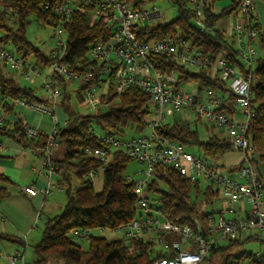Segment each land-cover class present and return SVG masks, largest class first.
I'll list each match as a JSON object with an SVG mask.
<instances>
[{
  "label": "built area",
  "instance_id": "2783aa9c",
  "mask_svg": "<svg viewBox=\"0 0 264 264\" xmlns=\"http://www.w3.org/2000/svg\"><path fill=\"white\" fill-rule=\"evenodd\" d=\"M193 12V23L200 33L209 31L205 21V9L214 11L211 0H185ZM236 2L231 14L234 21L226 31L232 40L236 57L242 65L229 62L221 54L211 56L193 46L184 36L177 34L164 39L141 41L134 28L137 25L161 21L163 10L153 2L135 8L123 0H53L46 2L45 10L56 17L53 28L55 45L50 49L52 62L44 67L28 57H22L14 46H0V66L8 67L22 79L34 82L41 80L45 102L28 101L21 96L0 92V125L7 123L8 107L24 108L49 115L50 128L44 130L30 123L23 124L27 139L44 138L41 167L46 176L56 174L55 152L58 150V129L61 123L54 106L62 96L61 80L77 81L81 87L82 103L92 111L99 109L100 95L110 85L114 92L121 93L130 86H137L149 97L150 111L145 117V133L129 138L114 133L97 132L88 124L89 131L100 141L101 146L85 147L83 154L95 158L99 164L84 174L91 181L102 176L112 154L122 152L140 164L136 170L138 178L133 182L135 206L138 214L122 228L128 240L156 238L158 248L167 255L154 259L152 264H199L219 245L228 239H244L247 236L264 234V180L260 177L255 162L256 152L248 139L253 115L251 93V70L260 52L254 44L258 38L254 4L255 0H228ZM88 7L97 19L102 18L112 28L108 40H95L87 49L91 62L84 70L73 71L62 62L66 53L64 24L71 20L74 10ZM39 24H43L38 21ZM50 26V25H49ZM163 55L178 65L190 69L209 68L213 76L226 84L227 92L207 90L199 94L197 88L187 90L176 87L177 77L173 70L162 72L155 67L154 56ZM225 107H231L228 111ZM175 115L190 121H200L221 130L229 139L232 149L239 151L243 161L225 167L217 160L187 150L183 145L159 136L156 128ZM145 129V130H146ZM3 144L0 142V150ZM156 164L173 167L192 183H205L221 190L224 206L207 214L194 231L185 224L169 221L157 207L154 196L147 187L154 176ZM49 188L23 185L20 190L30 196L41 192L47 195ZM231 214V216H227ZM115 228V229H117ZM104 228H98L102 231ZM91 230L76 229L71 235L75 240H88ZM177 235L181 241L168 242L161 237ZM0 252V257H2ZM264 249L253 253L261 260ZM8 264H25L24 257L16 250L7 256Z\"/></svg>",
  "mask_w": 264,
  "mask_h": 264
},
{
  "label": "trees",
  "instance_id": "16d2710c",
  "mask_svg": "<svg viewBox=\"0 0 264 264\" xmlns=\"http://www.w3.org/2000/svg\"><path fill=\"white\" fill-rule=\"evenodd\" d=\"M53 0H0V46H14L18 53L26 58L32 55L33 60L42 66H49L52 62L48 53L35 48L26 37V29L31 18L41 21L45 25H56L58 20L48 10L46 2ZM140 8L145 3L156 0H123ZM176 6V16L168 21H157L150 24L137 25L134 32L141 41L164 39L177 34L184 36L191 44L211 56L222 55L232 64L242 69L236 57L232 40L227 38L226 31L216 27L217 22L230 16L236 10V2L228 1L219 12L215 11V3L211 0L214 11L205 9V21L209 31L200 33L193 23V12L185 0H172ZM264 3V0H260ZM255 19L257 17L255 15ZM258 30L257 42L260 55L251 70V93L253 96L248 139L256 152L253 162L264 163V35L260 23L256 22ZM66 32V53L62 62L73 71L84 70L91 62L87 49L95 40H108L112 35V28L102 18H95L88 7L74 10L71 20L64 24ZM155 67L162 72L174 71L177 77L176 87L188 83L195 84L199 94L207 90L226 93V84L213 76L209 68L190 69L178 65L174 60L163 55L153 57ZM71 80H61L62 96L58 106L67 115V121L58 129V150L60 157L55 158L58 184L68 195L67 202L60 214L48 219L43 226L41 239L32 249L35 256L34 264H49L51 259H60L58 264H152L154 259L167 255L158 248L156 238L128 240L124 237L108 240L100 235H90L86 249H82L75 242L71 233L76 229H115L133 220L138 214L133 193L134 180L125 175L127 165L133 161L124 153L114 152L102 174V187L99 192L93 188L91 181L84 178V174L98 166L99 162L83 154L85 147L101 146L100 141L89 131L88 124L94 122L102 132L123 136L125 128L130 126L134 135L143 133L146 129L145 117L149 113V97L137 86H130L121 93L114 92L108 85L100 95V102L104 107L92 114L81 115L75 112L69 104L67 85ZM81 87L77 94L82 103ZM0 92L13 96H21L28 101L45 102L38 96L35 89L21 84L14 72H5L0 66ZM14 108L8 107L7 113ZM232 111L231 107H225ZM200 121H190L180 115L173 116L156 128L159 136L177 142L185 148H195L197 154L217 160L233 151L227 136L221 131L214 132L215 127L203 123L207 138L203 139L197 129ZM21 121L0 125V135H5L17 141L23 147H32L38 155L43 153L44 138L29 140L23 131ZM240 164V163H239ZM73 178L79 181V186L70 193L69 186ZM0 180H8L0 175ZM66 185V187H65ZM148 193L154 196L157 207L165 218L171 222L185 224L194 231L198 230L199 222L207 214L214 212L200 209L199 203L212 205L219 197V190L207 184L192 183L176 169L164 164H156L154 176L148 187ZM6 193L0 189V200ZM199 202V203H198ZM164 240L181 241L177 235L161 237ZM14 240L23 242L12 235L0 234V240ZM255 236L244 239L225 240L218 248L210 253L199 264H264V255L256 260L253 253L233 251L244 242L256 240Z\"/></svg>",
  "mask_w": 264,
  "mask_h": 264
},
{
  "label": "crops",
  "instance_id": "0c3cea01",
  "mask_svg": "<svg viewBox=\"0 0 264 264\" xmlns=\"http://www.w3.org/2000/svg\"><path fill=\"white\" fill-rule=\"evenodd\" d=\"M258 3L260 4V2H255L254 4V12L260 23L261 30L264 32V26L262 25L264 23V4L259 5ZM258 7L260 8L259 11ZM219 10H216V12H219ZM228 17H231V15ZM232 20L234 21V16H232ZM232 20L228 22V27L233 23ZM223 30L227 31L224 28ZM194 88H196L195 84L194 87L190 86L187 90ZM34 89L37 90L36 88ZM41 98L44 99V96ZM54 111L61 123L67 121V115L58 104L54 106ZM17 121L30 123L44 130L50 128L49 115L24 108L15 107L12 112L7 113V123L12 124ZM221 135L225 136L222 131ZM0 142L3 144V148L0 150V175L8 178V180H0V189L6 193V196L0 200V234L12 235L23 242V244H19L14 240H0V252L3 254L0 257V264H8L7 256L16 250L20 251L23 255L25 264L30 263V258L32 260L31 264H34L35 256L32 257V255H28L26 252V247L29 245L28 240L41 239L42 232L40 230L43 229L39 221L45 220V223L48 219L52 218L43 212L52 214V212H55L56 207L54 206V200H49L48 197H55L56 193L54 194L53 191L58 190L57 193H62L64 188L58 184L59 176L57 173L51 178L46 176L43 167H41L40 155L31 146L25 148L14 139L5 135H0ZM228 153L230 155L231 152ZM59 157L60 152L57 150L55 158ZM243 158L244 156L239 152L236 161L228 158V166L219 163L225 167H232L241 163ZM233 162H236V164H233ZM255 167L260 177L264 180V163L256 162ZM23 185H30L40 189L49 188L52 185L55 187L47 195L39 192L34 196H30L20 190V187ZM220 204L222 205L220 208H222L224 204L221 202ZM21 247L23 250H21Z\"/></svg>",
  "mask_w": 264,
  "mask_h": 264
},
{
  "label": "rangeland",
  "instance_id": "374dc122",
  "mask_svg": "<svg viewBox=\"0 0 264 264\" xmlns=\"http://www.w3.org/2000/svg\"><path fill=\"white\" fill-rule=\"evenodd\" d=\"M255 2H260V4H264L262 1L260 0H255ZM228 0H219L215 3L214 7H215V11L221 9L222 7H224L225 5H227ZM155 5H157L159 8H161L163 10V15L161 18V22H168L170 20H172L175 16H176V6L173 3L172 0H156L154 2ZM259 4V3H258ZM259 4V5H260ZM147 7L150 6V3H146L145 4ZM260 10V8L258 7V11ZM260 18H261V14H260ZM232 20V16L231 17H225L220 19L217 24L216 27L220 28V29H226L227 32L229 31V27H228V22ZM233 21V20H232ZM262 25L264 26V23H262ZM262 34L264 35V32L261 30ZM53 34V28L49 25H45V24H39V22L34 19L31 18L30 24L26 29V37L27 39L32 43V45L37 48L40 49L42 52L44 53H48L50 51V49L55 45L56 42V38L52 37ZM62 39H66V34L62 33L61 35ZM255 48L260 52L259 49V43L256 41L254 44ZM10 47V45H9ZM29 59H33L32 55L28 56ZM3 70L5 72H14L13 70L9 69L8 67H2ZM44 71L47 70V67L45 66ZM18 80L21 82V84H26L32 88H36L37 90L36 93L38 96L42 97L44 96L43 91L41 90V80L38 78L36 79L33 83L26 81L24 79H22L21 77H19L17 75ZM78 86L79 83L77 81H70L66 92L69 93L70 98H69V104L70 107L77 113L81 114V115H87V114H92L94 113V111L90 110L88 107H86L83 103H80V100L78 98V94H77V90H78ZM194 87L193 83H188L186 84L184 87H186V89H188L189 87ZM100 111L104 110V107L102 106V104L99 107ZM182 116V115H180ZM203 123L201 122L197 125V129L200 133V136L205 139L207 138V133H205L204 128H203ZM92 127L99 133H102V131L100 130V128L94 123L92 122ZM148 130L146 129L145 131H143V133L147 132ZM219 130L217 128L214 129V132L217 133ZM132 135H134V130L132 127L127 126L125 128V133L122 136L123 138H129ZM190 152L196 153L197 150L195 148H191L188 149ZM230 155L225 154L223 156L222 159L219 160L220 163H223L224 165L228 166L229 163L227 162L228 158H230V160L232 161H236V159L238 158V154L239 151H236L233 149V151H230ZM233 164H236V162H233ZM140 164L136 161H131L126 168L125 171V175L132 179L135 180L138 178V175L136 174V170L140 169ZM92 184H93V188L96 192H99L101 190L102 187V177L100 175L96 176L93 180H92ZM206 184L203 183L202 187H204ZM79 186V181L76 178H73L72 181L70 182V186H69V191L70 193H72L75 188H77ZM66 187V185H65ZM54 194L56 193L55 197H48L49 200H54V203L56 206L55 207V212H52V214H47V212H43L46 215H49L50 217H53L55 215H58L61 213V211L63 210V207L65 205V203L67 202L68 199V195L66 193V191L64 190L62 193H57L58 190H54L53 191ZM224 196L221 190H219V197L213 202L212 205H205L199 203V207L200 209L202 208L203 210L206 211H210L213 210L214 212L218 211L220 209V207L222 206L220 204L223 203ZM224 206V205H223ZM227 216H231V214H227ZM45 220H40L39 224H41L42 229H43V224H44ZM40 232H42V230H40ZM123 229L122 228H117V229H108V228H104L102 231H99L97 228L96 229H92L91 230V234L92 235H100L105 237L108 240H113V239H117V238H122L123 237ZM258 238L256 240L253 241H249V242H244L241 245H239L238 247L234 248L233 251H246V252H250V253H255L257 251H261L264 249V234H259L258 233ZM41 237V236H40ZM35 239V238H34ZM40 240V238H38V240H28V246L26 247V252L28 255H32V257L34 256L33 254V249H32V245L38 243ZM75 242H77L80 247L82 249H86L88 242L86 240H75ZM21 250H23V248L21 247ZM31 258H30V263L31 264ZM62 260L60 259H51L49 260V264H58L61 263ZM243 264H247L246 262H244Z\"/></svg>",
  "mask_w": 264,
  "mask_h": 264
},
{
  "label": "water",
  "instance_id": "95a60500",
  "mask_svg": "<svg viewBox=\"0 0 264 264\" xmlns=\"http://www.w3.org/2000/svg\"><path fill=\"white\" fill-rule=\"evenodd\" d=\"M58 142H60V140L58 139Z\"/></svg>",
  "mask_w": 264,
  "mask_h": 264
}]
</instances>
